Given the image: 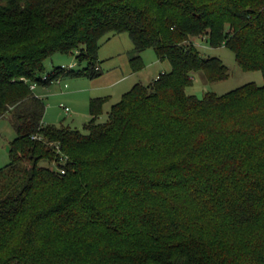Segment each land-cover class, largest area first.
Returning <instances> with one entry per match:
<instances>
[{"label":"trees","instance_id":"obj_1","mask_svg":"<svg viewBox=\"0 0 264 264\" xmlns=\"http://www.w3.org/2000/svg\"><path fill=\"white\" fill-rule=\"evenodd\" d=\"M125 32L133 72L149 48L172 69L106 122L109 97L92 98L87 133L47 124L36 87L99 77L103 39ZM199 37L264 74V0H0V118L16 132L0 167V264H264V85L188 94L195 71L228 78ZM75 53L82 69L47 71Z\"/></svg>","mask_w":264,"mask_h":264},{"label":"rangeland","instance_id":"obj_2","mask_svg":"<svg viewBox=\"0 0 264 264\" xmlns=\"http://www.w3.org/2000/svg\"><path fill=\"white\" fill-rule=\"evenodd\" d=\"M110 37V39H103L98 52L100 60L98 66L102 68V73L99 77L91 78L88 75L63 76L60 81H55L49 87L37 86V89L34 90L37 95L40 94L46 101L47 108L44 121L47 124L70 126L87 133L88 130L85 124L91 118L90 99L92 97L97 96L96 94L113 93V96L104 103L103 112L98 117V122H106L112 105L121 99L122 94L129 91L136 83L148 84L157 78L160 73L172 69V65L168 60H160L155 50L149 48L142 52L143 60L145 64L147 63L146 67L142 71L133 72L130 58L136 54V51L129 34L125 32L111 35ZM193 42L203 57L221 59L228 68V78L219 81H209L203 71H195L192 73L193 82L186 88L188 94L203 98L208 92L222 95L251 82L259 86L264 85L263 72L261 70L242 69L231 48L224 45L213 47L206 38L202 37L195 38ZM76 55V53L56 54L45 61V67L48 72L52 71L54 66L60 65L66 68L73 66L76 70L82 69L86 63L79 64ZM120 78L122 79L117 81L119 84H116V87L105 88L98 93H90V89L94 88V86H111L110 83ZM70 92L78 93L68 95ZM15 136L16 132L10 118H0V145H2V154H4L3 161H0V167L5 166L10 161L7 146H9V142ZM41 164L53 168L57 167L55 163L49 164L47 161H43Z\"/></svg>","mask_w":264,"mask_h":264},{"label":"crops","instance_id":"obj_3","mask_svg":"<svg viewBox=\"0 0 264 264\" xmlns=\"http://www.w3.org/2000/svg\"><path fill=\"white\" fill-rule=\"evenodd\" d=\"M146 56V55H145ZM149 61V60H148ZM154 62V61H153ZM149 63H151V62H149ZM146 65H147V63L145 64V67H146ZM112 66H114L113 64H112ZM144 67V68H145ZM100 69L102 70V68L100 67ZM113 69V68H112ZM142 71V70H141ZM109 73V72H108ZM158 77V76H157ZM121 79L122 78H120V79H117V80H114L112 83H110L111 84V86H109V85H103V86H101V87H96V86H94V88H91L90 89V93H92V92H96V93H98V92H100V91H102V90H104L105 88L106 89H109V88H114V87H116L115 85L116 84H119V82H117V81H121ZM36 89H37V87H36ZM35 89V90H36ZM78 92H70V93H68V95L69 94H73V95H75V94H77ZM97 96H95V97H102V96H108L109 98L110 97H112L113 96V93H111V94H96ZM123 95V94H122ZM39 96H40V94H39ZM40 97H42V96H40ZM92 98H94V97H92ZM91 98V99H92ZM90 99V100H91ZM2 145H0V161H3V159H4V154H2L3 153V151H2V147H1Z\"/></svg>","mask_w":264,"mask_h":264},{"label":"built area","instance_id":"obj_4","mask_svg":"<svg viewBox=\"0 0 264 264\" xmlns=\"http://www.w3.org/2000/svg\"><path fill=\"white\" fill-rule=\"evenodd\" d=\"M97 69H98V68H97ZM44 78H46V76H45ZM32 88L35 89V85H32ZM67 110H68V108H67Z\"/></svg>","mask_w":264,"mask_h":264},{"label":"water","instance_id":"obj_5","mask_svg":"<svg viewBox=\"0 0 264 264\" xmlns=\"http://www.w3.org/2000/svg\"><path fill=\"white\" fill-rule=\"evenodd\" d=\"M8 151L10 150V146H7Z\"/></svg>","mask_w":264,"mask_h":264}]
</instances>
